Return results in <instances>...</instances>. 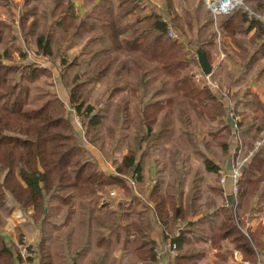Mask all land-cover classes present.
<instances>
[{
	"label": "trees",
	"instance_id": "trees-1",
	"mask_svg": "<svg viewBox=\"0 0 264 264\" xmlns=\"http://www.w3.org/2000/svg\"><path fill=\"white\" fill-rule=\"evenodd\" d=\"M156 2L24 0L19 29L0 20V222L7 224L17 208L32 211L40 264H158L157 216L166 226L161 243L171 238L179 246L174 264H199L204 252L194 245L208 240L229 239L251 261L259 250L264 255V216L248 235L243 231L245 213L264 210V143L245 165L234 201L218 173L232 157H245L264 132V103L256 105L248 85L263 55L264 40L252 48L264 39V0H244L256 15L239 4L217 16L204 0ZM168 18L181 39L169 36ZM193 25L197 37L188 35ZM219 32L234 35L241 48L239 68L228 74L227 86L242 87L233 96L228 87L225 94L200 88L191 77L200 62L190 50L211 61L208 47ZM30 50L60 62L68 101L53 69L29 61ZM240 92L246 102H225ZM83 107L87 139L113 159V174L101 168L74 125L73 111ZM255 109L261 116L249 120ZM122 149L119 161L115 153ZM153 157L157 183L143 200L138 195ZM133 172L139 173L137 192L125 177ZM210 179L211 196L204 200ZM119 184L130 200L105 217L97 203ZM22 231L16 227L18 236ZM19 253L0 234V264H18Z\"/></svg>",
	"mask_w": 264,
	"mask_h": 264
},
{
	"label": "crops",
	"instance_id": "crops-1",
	"mask_svg": "<svg viewBox=\"0 0 264 264\" xmlns=\"http://www.w3.org/2000/svg\"><path fill=\"white\" fill-rule=\"evenodd\" d=\"M6 1H7V3L10 4V8H12V9L16 8L17 9V14L15 15V19L12 20V22L14 23L15 27L19 29V24H20L19 23V12H20V8H21L24 0H6ZM154 1H157V0H154ZM1 2H2V0H0V4H1ZM4 6H6V5H4ZM140 6L143 9L144 13H149L151 11L147 2H142L140 4ZM6 7L9 8L8 6H6ZM3 9H5V7H3ZM3 16L4 15H0V20H6L7 22H10V21H8V19L3 18ZM255 30L256 29L253 28L251 31H249V33L246 35V38L249 39L252 36V34L255 32ZM197 33L198 32L196 30H194V31H190L188 35H189V37H197ZM263 40L264 39L257 40L258 43H256L255 46L252 48L253 52L257 51L260 43L263 42ZM240 51H241V48L239 47L235 36L234 35H223L221 32H219L217 34V36L214 38L213 44H211L208 47V53L211 57L210 62L213 66L212 73H213V76L220 83L219 85H220L221 93L225 94V93H227V91L229 92V90H228V88H229L230 93L233 96V93L235 91H238L239 89L242 88L241 86H232V87L227 86L228 80H229L228 74L230 72H233L234 70H237L239 68L240 63H241V61L239 59V52ZM31 52L33 53V54L31 53V57H34V58L36 57V59L38 61H36V60L35 61L38 63H39V61H46V60L51 61L49 58L46 60H39V57L41 56V54H37L34 50H32ZM195 52H197L196 48H195ZM222 53L224 54V57L221 56ZM261 53H263V55L260 59L257 60L253 75L248 80V85L251 87V90L256 95V98H255L257 101L256 105H259L260 103H264V47L262 48ZM15 56H18V58H19V55L17 53H15ZM41 64L44 65L43 63H41ZM44 66H47V65H44ZM48 67H51V66H48ZM193 67H194L193 69L195 72H203L200 65L199 66L194 65ZM191 73H192V71H191ZM196 85L198 87L202 88V86L199 83H196ZM64 91H66V90L63 89V93H64ZM215 92L217 93V91H215ZM66 94H68L67 91H66ZM235 96H236L235 99H232L231 97H225L224 100L230 106L234 105L235 103L247 101V99L243 96V92H240L238 95H235ZM67 99H68V97L66 99L64 98L65 101ZM230 106L228 107L229 109H230ZM260 116H261L260 109H255L253 111V117L252 118L248 117V119L249 120H255L256 118H258ZM229 118H230V116H229ZM241 118H242L241 114H237V116L235 117L236 120H240ZM79 133H81V131H79ZM83 139H84V137H83ZM86 140L88 141L87 138H86ZM86 146L93 153V155L97 157L101 168L106 172L107 169L105 167L104 162H102L100 159L99 150L90 141H88V143H86ZM91 146H93V148H91ZM113 169H114V167H113ZM144 175L145 176H144V181H142V188L144 189V191H145L144 194L147 197L148 194L150 193L151 189L155 185L152 183V181L154 179L157 180V176H156L157 175V165H156L154 157L150 160L148 166L145 167ZM211 182H213V181L210 179V180L206 181L204 184L205 188H207L208 192H210V189L208 188V186ZM224 188H225V194H226L227 190L229 189V183ZM256 199H257V197H256ZM255 205H256V203L254 202L253 207ZM210 211H212V209H210ZM31 212L32 211H30V213ZM245 215H246L245 220L252 221V223H253L252 228H255V226L258 224V221L260 220V218H263L264 210L255 211V213L254 212H246ZM201 216L202 215L192 217L189 220H197ZM23 217H24V214L22 212V209L17 208V211H14V214L8 218L7 224H5V226H2V228L4 229L3 230L4 234H6L8 232L10 234L11 230L16 231L15 228L17 227V223L20 222L21 218L23 219ZM156 219H157V222H156L155 228L152 232V238L157 242V247L155 250H156L158 264H174L175 259L179 256V249H178V255L173 256L171 254V244L173 242L172 239L168 238L166 244L161 243V239L163 238L166 226L161 222V220L159 219L158 216L156 217ZM33 224H35L38 227V229H39L38 233H39L40 232L39 226L34 221H33ZM182 224L183 223L180 222L179 225H182ZM9 229H10V231H7ZM11 234H12V232H11ZM11 237H13V236H11ZM198 246L204 252L203 257L199 260V264H240V259L235 255V252L237 250L242 254V257L245 258L242 250L235 247L234 243L231 242L229 239H225L216 245H214L211 240H208L205 243L203 242V243H198V245L197 244L194 245V247H198ZM195 249L196 248H194L193 250H195ZM258 254L262 255V252L259 250ZM118 256H119V252L117 250L115 252V259L116 260H117ZM262 258H263V264H264V255H262ZM33 261H34L33 263L32 262L31 263L30 262H23L20 264H34L37 260L36 261L33 260ZM86 261H87V259L85 260L84 264H86ZM89 264H91V262Z\"/></svg>",
	"mask_w": 264,
	"mask_h": 264
},
{
	"label": "rangeland",
	"instance_id": "rangeland-1",
	"mask_svg": "<svg viewBox=\"0 0 264 264\" xmlns=\"http://www.w3.org/2000/svg\"><path fill=\"white\" fill-rule=\"evenodd\" d=\"M202 2H203V0H201ZM159 2H160V0H157V4H159ZM176 2V1H175ZM6 5V6H8L9 8H7L6 6H4V5ZM176 4H177V7H179V5H178V2H176ZM203 4H204V8L207 10V7H206V5H205V3L203 2ZM3 7H5V9H3ZM179 9V8H178ZM17 14V9L15 8V9H12V8H10V4L9 3H7V1H2L1 2V4H0V15H4L3 16V18H5V19H8V21H10V22H12V20H14L15 19V15ZM183 17H184V19L185 20H188V17H185L184 16V14L182 15ZM170 23H173L174 24V20L173 19H171V18H168L167 19ZM189 29V28H188ZM194 30H196L197 31V25H193L192 27H191V31H194ZM193 54H194V52H195V48H193V49H191L190 50ZM31 50H30V53H29V56H28V58H29V61H31V60H36V61H38L37 59H36V57L34 58V57H31ZM33 54V53H32ZM16 58H18V56H16ZM39 63H43L44 65H47V66H51V68L53 69V71H54V76H53V79H55V81H56V87L58 88V91H59V93H60V95L62 96V98L64 99H66L67 97H68V94H66V91H64V93H63V89H65V87H64V85H63V83H62V79H61V65H60V62L58 61V62H53V61H49V60H46V61H39ZM196 72L194 71V69L192 70V78L194 79V81L196 82V83H199V82H197V80L194 78V74H195ZM213 78L219 83V81L213 76ZM202 87L203 86H208V85H204L205 83L204 82H201V83H199ZM220 84V83H219ZM66 90V89H65ZM212 90V89H211ZM213 92H215V91H213ZM216 93V92H215ZM66 101H68V99L66 100ZM83 110H84V107L81 109V111L80 112H75V111H73V120H74V125L77 127V129H79L80 131H81V133H83V136H86V138H87V135H86V131H85V122H84V120H83V118H82V114H83ZM230 115V114H229ZM231 116V115H230ZM78 120H79V122H78ZM80 123V124H79ZM205 131V127L202 129V133ZM256 140V139H255ZM84 142L85 143H88V141L85 139L84 140ZM171 142L172 141H170V142H168L169 144H171ZM255 142V141H254ZM169 144H167V146L169 145ZM91 148H93V146H91ZM232 148H233V146H232ZM232 151H233V149H232ZM123 153H124V150L122 149V150H116V153H115V157L116 158H118L119 159V161L121 160L120 158L122 157V155H123ZM162 153V152H161ZM157 155L159 156V157H161L162 155H160L159 153H157ZM99 156H100V159H101V161L102 162H104V164H105V167H106V172L108 173V174H113L114 173V171H115V168L113 169V165H112V163L115 165V163L114 162H112L113 161V159H106L105 158V156L103 155V154H100L99 153ZM200 163H201V161H199ZM230 162V161H229ZM111 166V167H110ZM225 167V166H224ZM224 167H221L219 170H218V173H220V170H222ZM209 175L212 177V179L214 178V176H217V174L215 173V175L213 174V173H209ZM157 176V175H156ZM151 177V176H150ZM168 177V174L166 175V178ZM128 184V183H127ZM156 184V183H155ZM112 190H116L115 192V195L114 196H111L110 195V192L112 191ZM141 190H144V189H141ZM127 188H126V186L125 185H123V184H119V186H116V187H112L109 191H107V192H102V194H101V198H100V200H99V202L97 203V207H98V209H100V210H102V211H104L105 213L103 214L105 217H106V215L107 216H113V214L112 213H108V211L110 210V209H112V210H117V208H118V206H119V204L121 203V202H128L129 200H130V197L126 194L127 192ZM134 191V190H133ZM204 192H205V196H204V200H207V198L209 197V196H211V193L210 192H208L207 191V188H205L204 189ZM138 196H140L141 198H143V200H146V196H145V194H144V192H141L140 191V195H138ZM219 198V197H218ZM15 211H17V209L15 210ZM23 212V211H22ZM13 214H14V212H13ZM12 214V215H13ZM23 214H24V217H23V219L21 218V221L20 222H18L17 223V226L18 227H22V228H24V231H22V235H20L19 234V236H18V232H16L15 230H11L10 231V229L9 230H7V231H10V234H11V232H12V234L10 235L9 234V232L8 233H6V234H4V229L2 228V226H5V225H1V222H0V234H3V235H5V237H6V239L9 241V240H13L15 243H16V246L18 247V250H19V245L20 244H23L24 243V241L25 240H27L28 242H31L32 244H34L36 247H37V254L36 255H34V256H31V257H29V258H27V259H24L21 255H20V253H19V255H20V257H21V260H18L19 261V263L18 264H20V263H23V262H34L33 260H37L34 264H40V262H39V256H40V243H39V240H40V232L38 233V227L35 225V224H33V221H32V219H31V217L29 216V214L28 213H25V212H23ZM120 214V213H119ZM0 221H1V219H0ZM23 224V225H22ZM16 229V228H15ZM11 236H13V237H11ZM32 237V238H31ZM30 240V241H29Z\"/></svg>",
	"mask_w": 264,
	"mask_h": 264
},
{
	"label": "built area",
	"instance_id": "built-area-1",
	"mask_svg": "<svg viewBox=\"0 0 264 264\" xmlns=\"http://www.w3.org/2000/svg\"><path fill=\"white\" fill-rule=\"evenodd\" d=\"M204 3L206 7L215 16L228 15L239 4L246 6L244 0H204ZM246 8L249 10V13L251 15L255 14V12L250 10L247 6ZM259 16H261L264 20V15L263 16L259 15ZM168 33H169V36L173 39H177V40L181 39V34L176 30L175 25L170 22L168 23ZM221 56L224 57V54L222 53ZM46 59H48V57L43 56V55L39 57V60H46ZM194 78L199 83L204 82L205 85H208L213 91L218 92L220 89V85L213 78L212 72L209 74H206L204 72H196L194 74ZM82 136H83V133H82ZM83 137L84 139H86L85 136ZM263 143H264V132L256 139L253 149L250 150L245 157H236V158L232 157L230 162L222 170H220L221 175H220L219 182L223 187H226V185L229 183V189L227 190L226 195L232 197L233 201L235 197H237L239 194L240 180H241L245 165L247 164V162H249L250 157L253 155L254 151H256L259 148V146H261ZM118 174L122 175V173H118ZM125 177L127 178L128 183L133 188V190L137 192L139 173L133 172L131 174L126 175ZM156 182L157 180L155 179L152 181L153 184H155ZM115 191L116 190H112L110 192V195L114 196L116 193ZM252 226H253L252 221L246 220L243 231L248 235ZM19 251H20V255L24 259H27L37 254V247L31 242H28L27 240H25L23 244L19 245ZM171 254L173 256L178 255V244L176 242H172L171 244ZM235 255L240 259V264H263V258L261 254H258V258L256 261H251L249 259L243 258L242 254L238 250L235 252Z\"/></svg>",
	"mask_w": 264,
	"mask_h": 264
},
{
	"label": "water",
	"instance_id": "water-1",
	"mask_svg": "<svg viewBox=\"0 0 264 264\" xmlns=\"http://www.w3.org/2000/svg\"><path fill=\"white\" fill-rule=\"evenodd\" d=\"M197 53L199 55V62H200L203 72L206 74L211 73L213 71V66L211 62L209 61L206 53L201 50H198ZM229 121L231 122L232 125H234L233 119L231 117L229 118ZM231 200H232V197H231Z\"/></svg>",
	"mask_w": 264,
	"mask_h": 264
}]
</instances>
